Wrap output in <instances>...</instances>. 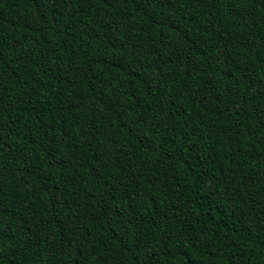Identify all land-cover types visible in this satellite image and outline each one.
<instances>
[{
    "label": "trees",
    "instance_id": "1",
    "mask_svg": "<svg viewBox=\"0 0 264 264\" xmlns=\"http://www.w3.org/2000/svg\"><path fill=\"white\" fill-rule=\"evenodd\" d=\"M0 264H264V0H0Z\"/></svg>",
    "mask_w": 264,
    "mask_h": 264
}]
</instances>
